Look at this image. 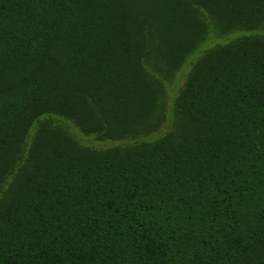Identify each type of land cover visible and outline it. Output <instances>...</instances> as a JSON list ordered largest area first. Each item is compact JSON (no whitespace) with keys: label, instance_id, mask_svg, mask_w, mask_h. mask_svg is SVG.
<instances>
[{"label":"trees","instance_id":"16d2710c","mask_svg":"<svg viewBox=\"0 0 264 264\" xmlns=\"http://www.w3.org/2000/svg\"><path fill=\"white\" fill-rule=\"evenodd\" d=\"M0 264H264V0H0Z\"/></svg>","mask_w":264,"mask_h":264},{"label":"rangeland","instance_id":"374dc122","mask_svg":"<svg viewBox=\"0 0 264 264\" xmlns=\"http://www.w3.org/2000/svg\"><path fill=\"white\" fill-rule=\"evenodd\" d=\"M239 35V33H237V34H234V35H232L231 37L230 36H228L227 38H223L222 40H220L219 42L220 43H225V42H227V40L228 39H230V38H232V37H234V36H238ZM212 40H210V41H208L207 43H205L203 46H201V48L199 49V50H197L196 52H194L189 58H188V60H187V62L185 63V65H184V67L182 68V70H181V72H180V75L181 74H183V73H185V72H187L189 69H190V64H191V62L200 54V52L202 51V50H204V49H208V48H210V47H212V45H211V42Z\"/></svg>","mask_w":264,"mask_h":264}]
</instances>
